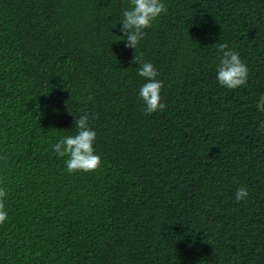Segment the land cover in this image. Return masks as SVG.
Segmentation results:
<instances>
[{"label": "trees", "instance_id": "trees-1", "mask_svg": "<svg viewBox=\"0 0 264 264\" xmlns=\"http://www.w3.org/2000/svg\"><path fill=\"white\" fill-rule=\"evenodd\" d=\"M264 0H0V264H264Z\"/></svg>", "mask_w": 264, "mask_h": 264}, {"label": "water", "instance_id": "water-1", "mask_svg": "<svg viewBox=\"0 0 264 264\" xmlns=\"http://www.w3.org/2000/svg\"><path fill=\"white\" fill-rule=\"evenodd\" d=\"M259 108H260L261 111L264 110V94H263V96L261 98V101L259 103Z\"/></svg>", "mask_w": 264, "mask_h": 264}]
</instances>
